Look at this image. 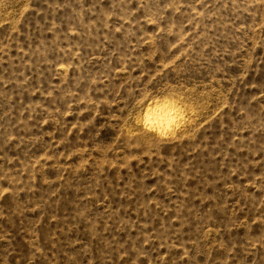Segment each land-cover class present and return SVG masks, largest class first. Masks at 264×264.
<instances>
[{
	"label": "rangeland",
	"instance_id": "rangeland-1",
	"mask_svg": "<svg viewBox=\"0 0 264 264\" xmlns=\"http://www.w3.org/2000/svg\"><path fill=\"white\" fill-rule=\"evenodd\" d=\"M0 264H264V0H0Z\"/></svg>",
	"mask_w": 264,
	"mask_h": 264
},
{
	"label": "bare ground",
	"instance_id": "bare-ground-1",
	"mask_svg": "<svg viewBox=\"0 0 264 264\" xmlns=\"http://www.w3.org/2000/svg\"><path fill=\"white\" fill-rule=\"evenodd\" d=\"M179 117L175 107L159 103L147 109L145 125L152 130L165 133L174 127Z\"/></svg>",
	"mask_w": 264,
	"mask_h": 264
}]
</instances>
